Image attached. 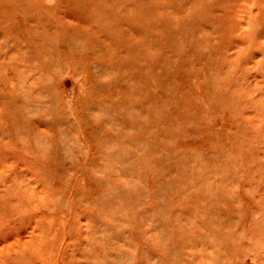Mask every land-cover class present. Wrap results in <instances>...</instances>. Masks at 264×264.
<instances>
[{
	"label": "rangeland",
	"instance_id": "obj_1",
	"mask_svg": "<svg viewBox=\"0 0 264 264\" xmlns=\"http://www.w3.org/2000/svg\"><path fill=\"white\" fill-rule=\"evenodd\" d=\"M0 264H264V0H0Z\"/></svg>",
	"mask_w": 264,
	"mask_h": 264
},
{
	"label": "bare ground",
	"instance_id": "obj_2",
	"mask_svg": "<svg viewBox=\"0 0 264 264\" xmlns=\"http://www.w3.org/2000/svg\"><path fill=\"white\" fill-rule=\"evenodd\" d=\"M23 50L27 52H31V54L33 53L34 57H38V56H44L46 55V52L43 48L41 47H26V46H22ZM38 53V55H35V53ZM50 59H46L44 62H49ZM53 149V148H52ZM53 153V152H52ZM50 154V152L48 153ZM45 155V154H44ZM51 155V154H50ZM49 157V156H48ZM219 189V188H218ZM145 209V208H144Z\"/></svg>",
	"mask_w": 264,
	"mask_h": 264
}]
</instances>
